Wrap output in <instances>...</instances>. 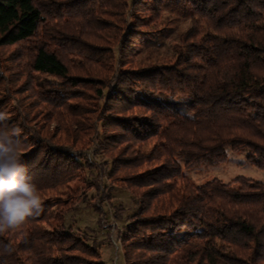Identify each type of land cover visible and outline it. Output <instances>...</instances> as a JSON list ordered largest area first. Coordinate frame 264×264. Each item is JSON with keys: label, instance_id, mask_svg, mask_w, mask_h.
<instances>
[{"label": "trees", "instance_id": "16d2710c", "mask_svg": "<svg viewBox=\"0 0 264 264\" xmlns=\"http://www.w3.org/2000/svg\"><path fill=\"white\" fill-rule=\"evenodd\" d=\"M0 113L56 206L0 233V264H106L53 223L85 172L98 228L122 223L124 264H264V181L184 173L228 151L264 171V0H0Z\"/></svg>", "mask_w": 264, "mask_h": 264}, {"label": "rangeland", "instance_id": "374dc122", "mask_svg": "<svg viewBox=\"0 0 264 264\" xmlns=\"http://www.w3.org/2000/svg\"><path fill=\"white\" fill-rule=\"evenodd\" d=\"M88 155L92 157L91 151L88 152ZM227 157V161L218 166H202L192 168L190 170H185L184 173L195 186H201L206 181L214 178L224 183H230L237 176H242L260 182L264 181V171L246 162L243 152L233 153L228 151ZM87 174L88 172L83 173L77 180H73L64 186L59 198L66 201L68 198L78 194L74 202L75 210L63 216L55 215L54 222H52H62L65 226L71 227L72 230L80 234L85 233L89 239H96L99 241L98 249L103 261L106 264H121L118 253L119 251L115 249L114 241L117 235L116 228L122 227V223H112V205L105 204L104 211L106 213V218L104 219V222L109 224L112 223L115 228H98L96 222L98 215L90 207H88V203L92 201L91 198L93 197L94 192L93 190L83 191L80 188L82 185V177L85 180L89 179ZM112 196V204L121 205L124 209L123 215L125 216L128 214L132 204L129 193L119 188H115L112 192ZM53 199L54 196L52 194H46L43 198H41L43 212L50 211L53 213L56 211ZM44 227L50 228L51 226L44 224Z\"/></svg>", "mask_w": 264, "mask_h": 264}, {"label": "clouds", "instance_id": "9594fccd", "mask_svg": "<svg viewBox=\"0 0 264 264\" xmlns=\"http://www.w3.org/2000/svg\"><path fill=\"white\" fill-rule=\"evenodd\" d=\"M5 119L0 113V122ZM4 133L0 134V233L43 212L39 190L30 182L22 163L20 130L4 127Z\"/></svg>", "mask_w": 264, "mask_h": 264}, {"label": "built area", "instance_id": "2783aa9c", "mask_svg": "<svg viewBox=\"0 0 264 264\" xmlns=\"http://www.w3.org/2000/svg\"><path fill=\"white\" fill-rule=\"evenodd\" d=\"M114 245H115V249L119 251L118 253H119V256H120L121 264H124L123 253H122V250H121V244H120V240L118 238V235H116V239L114 241Z\"/></svg>", "mask_w": 264, "mask_h": 264}]
</instances>
